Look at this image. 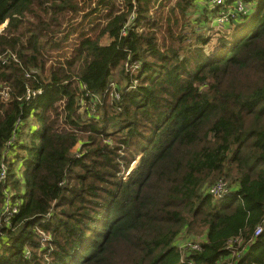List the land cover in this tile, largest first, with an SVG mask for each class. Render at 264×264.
Returning a JSON list of instances; mask_svg holds the SVG:
<instances>
[{"label": "trees", "instance_id": "1", "mask_svg": "<svg viewBox=\"0 0 264 264\" xmlns=\"http://www.w3.org/2000/svg\"><path fill=\"white\" fill-rule=\"evenodd\" d=\"M244 1L213 51L164 30L196 0H0V264H264V0Z\"/></svg>", "mask_w": 264, "mask_h": 264}, {"label": "rangeland", "instance_id": "2", "mask_svg": "<svg viewBox=\"0 0 264 264\" xmlns=\"http://www.w3.org/2000/svg\"><path fill=\"white\" fill-rule=\"evenodd\" d=\"M81 3L79 5L82 4V6L85 4H87L86 8L87 12H91V8L95 7V4H88L89 0H79ZM92 1V0H91ZM178 0H163V7H161L159 9V12L162 11V15L165 16L167 15V8H169V6H173L175 4V2H177ZM197 1V5L194 7H188V11H187V18L186 20H183L180 15L177 13L178 11H176V15L175 18H177L176 20L174 18H172L171 20L167 21L163 26H164V30H166L168 28V26L172 27L173 29H175L176 31L180 30V27L182 30H184L185 33H190L192 32V29H194V31L200 32V34H202L205 37L210 36L211 40L210 43L208 44V48L209 50L212 49L213 51L215 50V46L214 45L217 40L218 37H220L223 34H229L231 32H227V30H223L221 31V27L223 26V24H217V15L216 13L213 11V7L211 8L208 4L200 2L199 0ZM94 2V1H93ZM204 5L205 8H207V10L202 6ZM202 6V7H201ZM205 9V10H203ZM216 9V8H215ZM205 12V14H209L208 17L206 19H201L199 21V24L190 26V28H183L181 25L183 24V22H187L189 23L190 19L192 17H195L196 15H194L195 13L199 14V15H203ZM86 13V12H85ZM93 13V12H92ZM90 16V15H89ZM212 17V18H211ZM83 16V14H79L76 18H74V21H69V24H73L72 26H75V28H80L79 26L83 23L84 20H88V17L85 18ZM209 18H211V21H209ZM213 19V20H212ZM236 23L240 20V19H235ZM176 21L179 22V24L177 26H175ZM213 21V22H212ZM215 22V23H214ZM235 24V23H234ZM6 25V21L4 23H2L0 25V32L2 31V29L5 27ZM220 25V26H217ZM200 26V28H198ZM88 27V24H86L84 26V29H86ZM78 31L80 32L79 29H76L75 34H79ZM98 31H96L97 33ZM191 34V33H190ZM194 37V35H193ZM122 82H124V79L122 80ZM30 122H33L32 120H30ZM33 124V123H31ZM20 153L23 155L25 154V152L20 151ZM139 161V156L136 158V160L133 162L132 166L127 170V171H123V169L121 168L120 173H122L123 177H126L128 172L130 171V169L134 168V166H136L138 164ZM218 200V199H217ZM201 235H197V234H189V233H184L178 237V243L179 247L182 248L183 246H185L187 243H196V242H201L200 239ZM183 250V249H182Z\"/></svg>", "mask_w": 264, "mask_h": 264}, {"label": "built area", "instance_id": "3", "mask_svg": "<svg viewBox=\"0 0 264 264\" xmlns=\"http://www.w3.org/2000/svg\"><path fill=\"white\" fill-rule=\"evenodd\" d=\"M204 3L208 4L211 8H216L217 12V24H228L235 19H239L241 15L246 14L249 11V7L246 5L244 0H203ZM209 194L215 199H223L227 194V187L224 182H218L216 185L209 189ZM14 211V209H13ZM10 214V213H9ZM262 230L261 226L255 229V235H258ZM199 242L187 243L185 246L193 249L199 248Z\"/></svg>", "mask_w": 264, "mask_h": 264}, {"label": "crops", "instance_id": "4", "mask_svg": "<svg viewBox=\"0 0 264 264\" xmlns=\"http://www.w3.org/2000/svg\"><path fill=\"white\" fill-rule=\"evenodd\" d=\"M199 1L204 3L203 0H199ZM205 236H206V234H205V232H203V233L201 234V236H200L201 242L205 240Z\"/></svg>", "mask_w": 264, "mask_h": 264}]
</instances>
